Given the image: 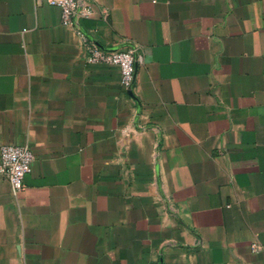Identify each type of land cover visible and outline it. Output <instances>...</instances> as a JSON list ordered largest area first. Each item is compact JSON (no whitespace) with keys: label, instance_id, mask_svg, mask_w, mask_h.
Here are the masks:
<instances>
[{"label":"crops","instance_id":"1","mask_svg":"<svg viewBox=\"0 0 264 264\" xmlns=\"http://www.w3.org/2000/svg\"><path fill=\"white\" fill-rule=\"evenodd\" d=\"M132 91L61 10L0 0V264H264V0H87Z\"/></svg>","mask_w":264,"mask_h":264},{"label":"built area","instance_id":"2","mask_svg":"<svg viewBox=\"0 0 264 264\" xmlns=\"http://www.w3.org/2000/svg\"><path fill=\"white\" fill-rule=\"evenodd\" d=\"M61 10V20L65 27L72 28L86 48V62L89 65L116 67L121 73V83L127 91H132L136 80L138 49L107 51L94 43L79 26V20L90 19L92 8L87 0H39ZM35 161L33 150L28 146L3 145L0 148V174L4 175L14 194L24 189V180L32 172Z\"/></svg>","mask_w":264,"mask_h":264}]
</instances>
